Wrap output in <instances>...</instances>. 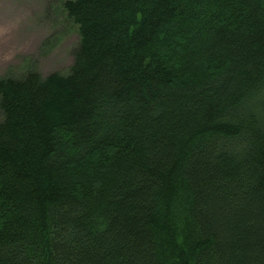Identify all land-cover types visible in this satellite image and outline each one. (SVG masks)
<instances>
[{
  "label": "trees",
  "instance_id": "16d2710c",
  "mask_svg": "<svg viewBox=\"0 0 264 264\" xmlns=\"http://www.w3.org/2000/svg\"><path fill=\"white\" fill-rule=\"evenodd\" d=\"M65 74L0 78V264H264V0H65Z\"/></svg>",
  "mask_w": 264,
  "mask_h": 264
},
{
  "label": "rangeland",
  "instance_id": "374dc122",
  "mask_svg": "<svg viewBox=\"0 0 264 264\" xmlns=\"http://www.w3.org/2000/svg\"><path fill=\"white\" fill-rule=\"evenodd\" d=\"M64 1L0 0V78L69 71L80 37Z\"/></svg>",
  "mask_w": 264,
  "mask_h": 264
}]
</instances>
